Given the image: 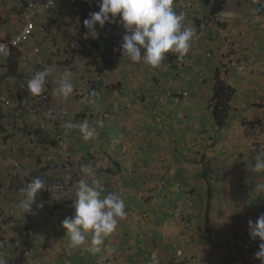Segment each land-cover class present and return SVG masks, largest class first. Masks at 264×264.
<instances>
[{
	"label": "crops",
	"instance_id": "obj_1",
	"mask_svg": "<svg viewBox=\"0 0 264 264\" xmlns=\"http://www.w3.org/2000/svg\"><path fill=\"white\" fill-rule=\"evenodd\" d=\"M212 1L200 0L186 11L174 0L186 26L202 22L183 62L171 58L156 68L127 57L118 62V88L97 90L86 107L84 119L90 125L103 121L94 138L85 141L77 128L67 126L55 134L64 141L62 154L85 158L84 165L95 172L89 182L99 181L102 196L123 197L126 219L93 253L91 234L84 245L73 247L62 227L74 214L75 196L68 204H48L43 211L25 212L19 205L9 220L0 219V230L13 241L25 231L27 252L18 259V249L8 242L0 248L4 264H196L228 259L235 236L244 234L247 222L264 210V190H258L264 173L253 171L257 156L264 157V0H224L223 11L210 14ZM23 2L0 0L2 38L20 30ZM119 27L121 38L124 30ZM50 44L36 33L23 51L31 55L39 45L43 59L52 60ZM30 65L25 64L27 70ZM49 67L54 73L51 99L59 104L62 97L54 86L61 65L52 61ZM217 69L235 91L223 127L214 123L209 108ZM5 70L15 74L16 59ZM2 72L0 66V94L5 91ZM182 88L191 90L190 95L175 97ZM80 107L74 100L70 118ZM40 120L33 117L34 123ZM186 201L193 202L189 211Z\"/></svg>",
	"mask_w": 264,
	"mask_h": 264
},
{
	"label": "clouds",
	"instance_id": "obj_2",
	"mask_svg": "<svg viewBox=\"0 0 264 264\" xmlns=\"http://www.w3.org/2000/svg\"><path fill=\"white\" fill-rule=\"evenodd\" d=\"M30 1L31 0H24L23 8L20 9L22 23L23 10ZM198 1L200 0H192L191 7L185 8V10L190 11L192 6ZM84 2L90 5L85 7L82 2V20L77 21L73 28L64 26L66 16L63 15L58 21L49 20L43 22L46 26L45 30L41 31L39 27L35 30L33 38L36 33L44 34L45 38L51 42L50 47L59 45L57 49H53L51 54L49 52V57H51L52 60L48 58V68L41 70V66L35 65L34 60L36 57L39 58L40 61L43 59L42 49H40L39 45L33 47L39 48V53L36 56H33V48L31 49V55L28 54V61H31L28 70L26 69L27 66H25V64H28V61L19 62L18 55L26 54L23 48L33 38L0 65L3 68V74L7 72L5 67L8 66L9 60L16 59L17 72L15 74L7 73L16 76L19 74L26 75L28 80L24 85L26 89L21 90L23 95L28 97H30V94L32 96H39L45 91V85L49 88L51 93L50 79L54 77V73L49 65L52 61H54L55 64L61 65L62 72L58 76L54 87L58 95H60L64 101H67V98L73 93L74 86H79L88 93V98L85 97V100L88 99L87 104L85 103L87 107L90 105L92 96L95 95L94 92L99 89H110V86L115 85L119 75L118 68L115 77L105 84L103 80L98 78L101 73L100 67L102 65L97 66V70L95 69L96 71H92L91 69L92 59H98L94 55V52L89 56L83 55V53L80 52L83 46L76 38L79 27H83L84 30L80 34H85V39L88 38L90 41L95 42L92 39H98L99 33L102 36V29L106 24H117L121 26L124 30V35L121 38L119 37L121 40L118 50L121 52L122 57H124V59L127 57L132 62H143L145 65L152 68L159 67L162 63H168L171 58L179 63L183 62L190 48L197 42L198 34H194L193 27H188L184 24L185 14L183 12L177 13L174 9V0H99V3L98 0H96L95 4L93 0H87V2L84 0ZM97 5L99 10L92 12L93 8ZM211 6L212 2L210 7ZM222 11L223 8L219 10L218 13ZM209 13L211 14L210 8ZM195 23L196 22H194V25ZM67 24L68 23H65V25ZM67 33L68 35H66ZM116 33L119 34L118 32ZM10 37L2 38L0 36L1 39H8ZM102 37L104 38V36ZM53 38H56V41H53ZM63 38L64 41L67 40V43L61 45L59 39ZM104 41L105 40L102 39V42ZM95 43L98 44L97 42ZM104 43H106V41ZM101 45H99L100 48ZM54 50H57V54L60 58L64 55L62 61H56ZM169 53H171V55L167 57ZM114 54L115 52L113 51L112 56H114ZM66 55L69 57L68 59H66ZM100 63L101 60L98 59L97 65ZM169 84L171 85L172 83L170 82ZM175 93V97L187 98L191 90L182 88ZM69 99V101L75 100L73 98L71 99V97H69ZM66 126L69 129L73 127L77 128L82 138L88 141L97 135V126L102 127L103 121H98L97 125H90L88 121L85 120L77 124L68 123ZM80 171L83 174V178L78 181L76 190L74 191L75 199L72 203L74 214L72 217L63 220L62 227L66 230V235L69 237L73 247L84 245L87 236L91 234L92 238L89 251L95 253L100 251V246L104 243L105 238L114 233L119 221L126 219L128 213L125 210V201L120 194L108 193L102 196V186L99 181L93 179L89 182V178L95 175L91 167L82 164ZM253 171L264 173V157L260 155L257 156ZM45 183L46 181L39 176L33 177L31 181L20 190L24 196V199L20 203V207L24 209L25 212L31 210V206L37 200L38 193L45 190ZM258 190H264V182L258 185ZM187 202L188 201H186V203ZM55 205L56 204H53L52 206L54 207ZM37 207L42 208L43 204H38ZM247 228L250 239L260 241L258 251L254 253V258L259 260L261 264H264V213L259 215L255 221L249 220L247 222ZM237 236L239 235H236L235 238H237ZM190 241L191 238L186 236V243ZM233 253L234 248L232 247V251L227 260L218 259L214 262L196 264L229 263ZM0 264H4V262L0 260Z\"/></svg>",
	"mask_w": 264,
	"mask_h": 264
},
{
	"label": "built area",
	"instance_id": "obj_3",
	"mask_svg": "<svg viewBox=\"0 0 264 264\" xmlns=\"http://www.w3.org/2000/svg\"><path fill=\"white\" fill-rule=\"evenodd\" d=\"M184 8L191 7L192 0H179ZM98 5L93 11H98ZM83 6L82 0H31L23 10V26L19 32L8 39L0 38V62L9 59L16 51H19L34 36V32L45 30V24L49 20L58 21L61 16H69L77 21L82 20ZM117 24H106L102 29L104 42H99L103 53V60L110 62L109 66L101 69L99 77L105 84L113 79L116 75L118 62L122 61L119 49L120 38L116 33L119 31ZM56 47H50L52 53ZM115 52L112 56V52ZM33 56L39 53V48L32 49ZM56 61H62L64 55L60 58L57 50H54ZM94 55L102 60L101 55ZM69 57L66 55V59ZM28 54L18 55L19 62H27ZM98 59H92L91 69L97 70ZM35 65L41 66V70L48 68V62L35 58ZM96 69V70H95ZM70 70V69H69ZM35 74V73H34ZM5 91L0 94V212L5 216H10L12 209L18 207L24 199L22 192L28 182L33 177H37L39 169H46L45 174L41 177L46 181L45 190L38 193L37 200L31 206L34 210L43 211L48 204H67L72 200L75 191V184L83 178L80 171L81 165H84L85 158L77 154H71L65 151L62 154V145L64 141L61 137H55V134L74 118H82L75 121L80 123L85 121L87 116L86 106L88 93L79 86H74L73 93L69 96L75 99L81 106L74 110L76 116L70 118V109L73 101L62 100L59 104L52 102V96L49 88L45 85V91L39 96L25 97L21 90H25V83L28 78L24 74L10 75L7 72L2 74ZM40 117L39 123H34L33 117ZM104 118L108 115L104 113ZM92 162L90 157L87 160ZM31 164L32 168L28 165ZM7 204H3V201ZM43 204L38 208V204ZM186 211L192 207V202L188 201L185 205ZM0 215V219H1ZM5 230L0 231V236ZM26 232L21 231L19 239L13 243L14 249L19 253L26 252V247L22 242L26 239ZM7 240V239H6ZM5 240V241H6ZM5 241L0 242V248L5 247ZM260 241L252 240L250 237L237 236L234 243V253L229 263L219 262L216 264H261L254 258V253L258 251ZM246 262V263H245ZM215 264V263H210Z\"/></svg>",
	"mask_w": 264,
	"mask_h": 264
},
{
	"label": "trees",
	"instance_id": "obj_4",
	"mask_svg": "<svg viewBox=\"0 0 264 264\" xmlns=\"http://www.w3.org/2000/svg\"><path fill=\"white\" fill-rule=\"evenodd\" d=\"M83 5L85 7H88V5L90 4H85L84 0H82ZM87 2V0H86ZM99 3V0H98ZM224 5V0H213L212 1V6L210 7V12L211 14H215L217 13L219 10H222V8ZM89 9V8H88ZM201 21H196L195 25H194V34L197 35L200 33L201 31ZM83 27H79V31L77 34V40L78 42L81 43V45L83 46V48L81 49V53H83V55H91L93 52L97 55H101L102 60L101 63L98 66L100 67V70L105 67L106 65L110 64V62H105L103 60V53L101 51V48L98 44H96L93 41H90L88 38L85 39L83 34H80L83 32ZM171 53L167 54V57H170ZM218 71H216L214 73V85L212 87V97L210 100V105L209 108L212 111V117L214 120V123L218 126V127H223L226 123V120L228 118V114L230 113L231 110V101L234 97L235 91L234 89H232L230 86L226 85L224 83L223 80H221L220 78V71L221 69H217ZM222 72V71H221ZM110 89H115L118 88V85H114V86H110ZM46 169H39V172L36 174L37 176H39L40 178L45 174ZM70 202V201H69ZM68 202V203H69ZM264 213V210L261 211V214ZM1 219H3V217H5L7 220L10 219V216H5L3 215L2 212H0ZM4 226L8 225L7 221H4ZM8 228V227H7ZM1 231V230H0ZM248 231H245L244 234H246ZM7 239V240H6ZM6 240V241H5ZM5 241V245L9 242L10 244H13L15 241H13V238L8 237L7 231L5 230V233L3 235L0 236V242ZM23 253L20 252V255L18 257V259L23 260Z\"/></svg>",
	"mask_w": 264,
	"mask_h": 264
},
{
	"label": "rangeland",
	"instance_id": "obj_5",
	"mask_svg": "<svg viewBox=\"0 0 264 264\" xmlns=\"http://www.w3.org/2000/svg\"><path fill=\"white\" fill-rule=\"evenodd\" d=\"M93 2L95 4L96 1L94 0ZM65 23H68V24L65 25ZM64 26H66L67 28H69V27L73 28V26H74V20H72L70 17H66V19L64 20ZM102 39H104V38L99 33V38L98 39H92V40H94L95 42H97L99 44V42H102Z\"/></svg>",
	"mask_w": 264,
	"mask_h": 264
},
{
	"label": "bare ground",
	"instance_id": "obj_6",
	"mask_svg": "<svg viewBox=\"0 0 264 264\" xmlns=\"http://www.w3.org/2000/svg\"><path fill=\"white\" fill-rule=\"evenodd\" d=\"M263 211V210H262ZM259 215H261V212H259V214H258V216ZM248 231V230H247ZM241 236H245V237H248L249 236V234H248V232L246 233V234H242ZM236 241V240H235ZM235 241H234V243H235ZM255 241V240H254ZM258 241V240H257ZM234 243H233V245H232V247L234 246ZM246 263V262H245ZM250 264V263H249ZM252 264V263H251Z\"/></svg>",
	"mask_w": 264,
	"mask_h": 264
}]
</instances>
